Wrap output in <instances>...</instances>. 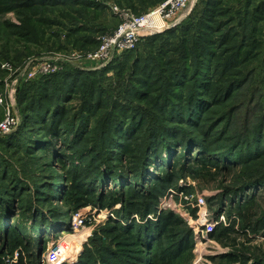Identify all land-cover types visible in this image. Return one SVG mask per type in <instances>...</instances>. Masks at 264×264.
Here are the masks:
<instances>
[{
    "label": "trees",
    "instance_id": "obj_1",
    "mask_svg": "<svg viewBox=\"0 0 264 264\" xmlns=\"http://www.w3.org/2000/svg\"><path fill=\"white\" fill-rule=\"evenodd\" d=\"M55 3L60 1L0 0V15L37 14ZM263 27L264 0H196L179 24L144 39V53L139 43L100 69L65 68L19 83L20 122L0 135V264H40L42 234L65 224L82 204L117 210L123 218L138 214L142 220L110 219L108 230L119 233L111 239L115 248L92 237L100 243L95 249L85 245L73 264H181L194 245L195 230L171 209L157 210L160 198L185 176L234 169L241 171L234 184L208 199L216 204L214 214L227 211L230 218L235 213L242 229L264 237V212L252 221L246 212L264 199V71L254 63ZM76 30L80 34L71 31L65 38L73 48H95L92 28ZM27 33L19 36L28 40ZM109 72L116 79L126 77L124 98L103 95L100 81L109 79ZM20 153L59 168L62 174L49 177L39 198L54 204L62 195L59 200L69 198L72 210L53 208L44 218L34 211L33 199L19 205L25 185L19 176L8 177L6 159ZM25 215L31 220L28 233L21 225ZM214 228L208 235L220 242L232 231ZM16 248H24L26 256L21 252L15 262H6V253ZM259 253L239 248L216 259L218 264H264V250Z\"/></svg>",
    "mask_w": 264,
    "mask_h": 264
},
{
    "label": "rangeland",
    "instance_id": "obj_2",
    "mask_svg": "<svg viewBox=\"0 0 264 264\" xmlns=\"http://www.w3.org/2000/svg\"><path fill=\"white\" fill-rule=\"evenodd\" d=\"M59 1V4L55 3V5H48L46 11L44 8H41L37 14H31V11L25 12L23 10H14L0 15V94L2 97V102L0 103V122L6 117L5 115L7 111H9L12 116L17 117L18 123L20 122L19 106H17L15 96L16 89L19 85V79L23 77L25 72L30 70L32 65L44 63L43 61H61L62 69L59 72L65 68L97 70L104 67L86 61L83 56L78 58V54L85 53L87 50L73 48L71 44L65 40L67 33H71L72 31L71 34H80L79 31L76 30L77 26H89L95 32L94 39L97 40V43L93 49H96L97 46H99L100 37L112 33L122 22V17H120L119 14L120 12H129L133 15H144L157 8L165 0L159 1L156 4H153L150 1L144 2L142 0H137L136 4L133 3L132 0H90L96 4L95 7L89 5L84 6V4L80 3L66 5L63 3L65 0ZM195 3L196 0H192L191 6L179 14L184 15L186 13L187 15ZM114 8H116L119 13H117ZM155 23L154 20L153 24ZM261 29L260 39L263 44L259 53L255 57L256 60L254 63L256 64L257 61L260 62L262 64L261 72H263L264 27ZM144 32L148 33V31H141L140 33L143 34ZM22 33H27L26 35L29 34L28 37L31 38L28 40L23 39L19 36L23 35ZM149 35L151 34L141 36L137 43V45L140 43L139 48L143 53V41ZM18 37L22 39H19ZM75 56H77V58ZM64 61L68 62L64 63ZM261 64L259 66H261ZM111 74L112 73L109 72V79L100 81V85L106 88V93L103 95L106 96L107 100L108 94H110L111 98L119 97L122 99L124 97L120 93L124 92L127 79L125 76H123V79L122 77L116 79V77ZM14 83H16L15 86H13ZM107 85H111L112 87L107 89ZM76 103L79 104V101H76L74 104ZM102 113L103 112L98 113L97 116V131L95 130V134L97 133L98 136L102 119L101 116H103ZM15 128L13 130H15ZM13 130L11 129L10 132ZM84 148L85 146L83 145L77 147L78 150ZM65 151L69 153L67 149ZM7 155L8 158L6 159V162L10 164V168L7 172L8 177L19 176L21 178L20 185H25V187H23L24 189L21 190L22 196L19 200V205L21 207H25L27 199L31 198L33 199V204L36 208L34 211H38L40 216L44 215V218L50 217V210L53 208H58L61 213L73 209L74 205H72L69 198H62V200H59L62 195L57 197V203L55 202L54 204L39 198V196H43V193L47 191L46 185L51 181L49 177H52L55 173L62 174L58 167H51L48 165L46 163V158L29 160V156L23 157L21 153ZM84 155H86L85 152H83L81 157L84 158ZM239 171V169H234L229 172H214L215 175L213 176H185L179 180L181 182H178L177 187L170 188L173 190L172 192L169 189L168 192L160 198L157 207L159 206L162 208L161 210L166 211L171 208V210L173 209L172 211L182 219V214L188 213V215L191 216V219L185 220L187 225L190 224L189 226L194 230H198L201 238L203 235H207L206 241L203 239V244L201 246H192V249L187 251L184 255L185 257L181 260V264H218L216 258L231 250L244 248L250 255H259V252L264 250V237L261 235H253L252 230L242 229L239 219L240 217L237 218L235 213H233L234 215H231L230 218L228 217L229 214L227 211L215 216L214 210L216 204L209 202L208 200L210 196L212 197L219 193L224 186L233 185ZM239 173H241V171ZM0 183L3 182L0 180ZM191 194L204 195L205 205L200 208L196 205L186 206V200L184 197ZM160 204H162V206H160ZM165 204L169 206L163 207ZM82 205L83 206L80 208L72 210L70 217L65 224L59 225L58 227L55 226L56 228L50 226L47 228V236L42 234L45 244L44 248L39 251L40 264H48L46 257L54 248V243L59 240V235L61 236V247L63 251L66 254H76L70 256V258L66 257L63 264H73L81 254L85 245L95 249V246L102 241L110 243L109 245L115 248L114 246H116V244L111 241V239L114 236L119 235V233L108 230L111 226L110 219L120 223L129 219L130 221L135 220L136 222H141L142 220L138 214H132V217L130 216L128 219L125 217L123 218L121 215L119 216L120 212L117 210L97 208V206L92 204ZM199 209L204 211V214L200 217L197 216ZM106 210L110 211L113 217L106 218L104 216ZM246 212L251 213V221L258 219L264 212V199H258L256 204L248 208ZM21 213L22 212H19V214ZM74 214H80L81 218L84 220L83 228L78 231H70V229H68L70 228L69 222L71 216ZM134 215H136L137 218H134ZM148 215L147 218H149ZM150 219H155L154 214ZM23 220L24 221L21 225H24L23 229H26V232L28 233L31 231L29 227L31 220L27 215L24 216ZM215 226H218L219 230H222L223 227L227 226L232 228V231L228 233L229 235H223L224 242H220L217 238L208 235V231L215 230ZM92 237L98 239L101 238V240H96V242H94L91 241ZM23 250L25 249H12V253L7 252L5 257H11L15 253H18L19 255L21 252L22 256H26V252ZM153 260L155 261L156 258Z\"/></svg>",
    "mask_w": 264,
    "mask_h": 264
},
{
    "label": "built area",
    "instance_id": "obj_3",
    "mask_svg": "<svg viewBox=\"0 0 264 264\" xmlns=\"http://www.w3.org/2000/svg\"><path fill=\"white\" fill-rule=\"evenodd\" d=\"M192 0H165L157 8L150 11L144 15H133L129 12H118L116 8L114 10L120 14L122 17V22L118 27L110 34L102 35L99 39V46L96 49L86 51L85 53L78 54V58L82 56L86 61L96 63L99 66H104L111 62L115 57L120 55L125 51L132 50L136 47L141 36L147 34H153L161 32L167 28H171L179 24V22L186 16L180 15L179 13L185 11L189 6H191ZM155 20V24L154 23ZM141 31H148V33H140ZM77 58V56H75ZM44 63H37L31 66L30 70L25 72L23 77L19 79V83L28 82L42 76L50 75L59 72L62 69L61 61H43ZM68 62V61H64ZM23 74V73H22ZM14 83L13 86H15ZM14 91V89H13ZM2 102V97L0 94V103ZM6 117L0 122V134H6L13 130L18 124V119L16 116H12L9 111H7ZM181 182V181H180ZM172 192L173 190L170 189ZM186 200V206L196 205L201 207L205 205L204 195H189L184 197ZM193 203V204H192ZM162 206V204H160ZM169 206L167 204L163 207ZM173 208V207H172ZM158 210H161L159 206ZM171 209V208H170ZM173 210V209H172ZM180 210V209H179ZM185 212V211H184ZM204 214L201 209L198 210L197 216L200 217ZM104 216L106 218L113 217L112 213L106 210ZM134 218H137L134 215ZM149 218L153 217V214L148 215ZM182 217L184 220L191 219L188 213H183ZM223 218V217H222ZM129 220L122 222L125 224ZM70 231H78L83 228L84 220L81 218L80 214H74L71 216ZM64 230V229H63ZM195 242L194 247L201 246L203 244L202 240L206 241V234L202 236L199 235L198 230L195 229ZM58 236L59 240L56 241L54 248L48 253L46 259L48 264H63L65 258L73 255L75 253L66 254L62 247V240ZM78 256V254H77ZM18 257V253H15L11 257H7L6 262H15Z\"/></svg>",
    "mask_w": 264,
    "mask_h": 264
}]
</instances>
